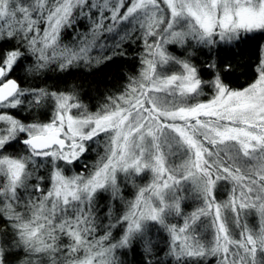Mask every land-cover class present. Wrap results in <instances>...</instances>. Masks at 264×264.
<instances>
[{
  "label": "snow or ice",
  "instance_id": "6c2138e0",
  "mask_svg": "<svg viewBox=\"0 0 264 264\" xmlns=\"http://www.w3.org/2000/svg\"><path fill=\"white\" fill-rule=\"evenodd\" d=\"M250 41L233 88L218 59ZM133 44L138 74L96 110L47 86ZM137 248L144 264H264V0H0V264H128Z\"/></svg>",
  "mask_w": 264,
  "mask_h": 264
},
{
  "label": "trees",
  "instance_id": "16d2710c",
  "mask_svg": "<svg viewBox=\"0 0 264 264\" xmlns=\"http://www.w3.org/2000/svg\"><path fill=\"white\" fill-rule=\"evenodd\" d=\"M67 39L71 42V33L67 34ZM260 41H250L246 44L242 43L238 48H233L226 53H221L218 62L230 63L232 68L230 71L223 73L225 82L233 88H241L246 86L252 79L253 68L257 59V49ZM172 50L173 46H169ZM142 50V45L137 46L133 44L128 49V56L126 58L120 57L115 61L107 64H101L100 66H93L91 68H76L71 70V74H54L51 80L47 81L49 88H59L64 91H71L75 89L80 95L82 101L89 106L91 110L98 109L104 101V98L109 93L122 90L125 83V78L129 73L138 74L139 68L134 67L138 65V54ZM180 49H176L174 54H178ZM192 59L197 62L198 65L204 63L205 57L196 55ZM63 76V79H57L56 76ZM205 76L208 73H204ZM39 83H43L42 81ZM25 87L33 86L31 81L24 82ZM207 95L201 96L200 100L208 99ZM22 117H29L30 113H22ZM103 151L102 148L99 149ZM88 159L84 162L88 163L89 167L95 162L97 156L93 151L90 154H86ZM82 164L78 163L76 170ZM129 187V186H128ZM127 187L125 189L130 194L135 190H130ZM129 189V190H128ZM219 196H223L224 194ZM184 211L191 210V205L186 202L183 203ZM191 206V207H190ZM166 233H162L156 230L152 231V237L159 247H165L164 237ZM128 264H144V255L141 248H137L135 251L130 252L126 257Z\"/></svg>",
  "mask_w": 264,
  "mask_h": 264
},
{
  "label": "rangeland",
  "instance_id": "374dc122",
  "mask_svg": "<svg viewBox=\"0 0 264 264\" xmlns=\"http://www.w3.org/2000/svg\"><path fill=\"white\" fill-rule=\"evenodd\" d=\"M71 41V40H70ZM137 180H138V182H140V183H146L147 181L146 180H140V178L139 177H137ZM130 190H132L133 191V189L134 188H132V186L131 185H129V187H128ZM127 189V188H126ZM128 189V190H129ZM135 190V189H134ZM218 193H221V194H224L223 196H219L220 194H218ZM228 197V191L225 189V190H221V191H218L217 192V199L218 200H220V201H224L226 198ZM186 202H188L191 206V210H189V211H186L185 213H188V214H190L193 210H195V208L197 207V202H194V201H192V200H190V199H186L183 203H186ZM173 222H176V223H182V220L180 219V218H175L174 220H173ZM248 222H249V224L250 225H257L258 224V219H257V217L255 216V215H253V216H250L249 218H248Z\"/></svg>",
  "mask_w": 264,
  "mask_h": 264
}]
</instances>
